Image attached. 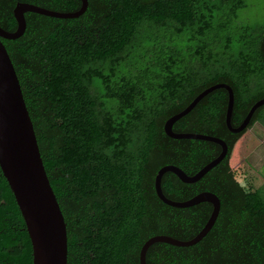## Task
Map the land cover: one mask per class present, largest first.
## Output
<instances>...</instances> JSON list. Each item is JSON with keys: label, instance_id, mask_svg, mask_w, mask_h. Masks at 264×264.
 <instances>
[{"label": "trees", "instance_id": "1", "mask_svg": "<svg viewBox=\"0 0 264 264\" xmlns=\"http://www.w3.org/2000/svg\"><path fill=\"white\" fill-rule=\"evenodd\" d=\"M17 1L0 0L6 31L16 29ZM87 2L74 19L26 13L24 34L1 42L64 217L67 264H139L150 237L190 240L210 216L205 202L165 205L154 180L166 165L192 176L221 148L169 138L164 123L216 84L233 91V127L264 98V0ZM227 103V91L217 89L172 127L222 139L224 159L196 183L170 172L161 180L173 201L215 194L220 211L213 227L190 247L151 245L146 264H264V176L248 161L261 145L249 129L264 128V107L247 129L231 133ZM0 264H32L26 227L1 170Z\"/></svg>", "mask_w": 264, "mask_h": 264}, {"label": "water", "instance_id": "2", "mask_svg": "<svg viewBox=\"0 0 264 264\" xmlns=\"http://www.w3.org/2000/svg\"><path fill=\"white\" fill-rule=\"evenodd\" d=\"M80 8L75 12H55L29 3L18 2L13 8L16 29L12 32L0 27V170L15 199L24 221L32 248V264H67V231L63 214L47 177L37 144L33 123L29 116L17 74L1 39L16 40L26 29L25 13H34L57 19L80 17L87 9V0H79ZM225 89L228 103L225 124L229 132L240 133L247 129L255 111L264 107V98L249 109L238 127L231 125L234 95L226 84L213 85L199 93L181 112L164 123V133L172 139H193L214 143L220 146L219 155L190 176L174 165H166L158 170L154 180L157 197L165 205L174 208H189L199 203H209L212 211L203 228L190 240H179L166 235L150 237L141 247L139 264H146L148 248L155 243L175 247H190L199 243L213 227L219 211L220 201L211 192H200L186 201H173L162 192L161 180L165 173L174 174L182 183L193 184L199 181L227 154L226 143L217 137L197 133H175L173 124L194 109L209 93Z\"/></svg>", "mask_w": 264, "mask_h": 264}, {"label": "rangeland", "instance_id": "3", "mask_svg": "<svg viewBox=\"0 0 264 264\" xmlns=\"http://www.w3.org/2000/svg\"><path fill=\"white\" fill-rule=\"evenodd\" d=\"M249 132L261 142V145L249 156L248 161L264 176V128L256 123Z\"/></svg>", "mask_w": 264, "mask_h": 264}, {"label": "flooded vegetation", "instance_id": "4", "mask_svg": "<svg viewBox=\"0 0 264 264\" xmlns=\"http://www.w3.org/2000/svg\"><path fill=\"white\" fill-rule=\"evenodd\" d=\"M77 1H79V0H58L57 3H54L55 0H30L28 2L18 0L17 3L18 2L30 3V4L36 5L38 7H41V8L49 9V10L56 11V12H59V11L61 12L62 10L63 11L68 10V9H71L72 7H74L76 5ZM52 4H53L54 8H53ZM15 5H14V7H15ZM255 6L257 9V4ZM25 14H24V16H25ZM255 15L257 17V13H255Z\"/></svg>", "mask_w": 264, "mask_h": 264}]
</instances>
